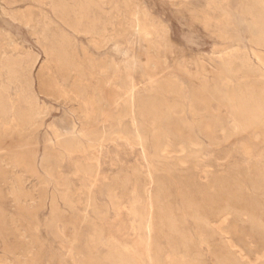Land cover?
I'll return each instance as SVG.
<instances>
[{
  "label": "rangeland",
  "instance_id": "1",
  "mask_svg": "<svg viewBox=\"0 0 264 264\" xmlns=\"http://www.w3.org/2000/svg\"><path fill=\"white\" fill-rule=\"evenodd\" d=\"M90 1L85 0V6L84 0H0V92L5 102L0 113V264H87V258L79 254L82 244L72 241L73 227L87 234L84 215L104 230L103 241L92 249V264H109L105 256L111 248L106 239L117 235L135 237L147 263L146 249L153 258L161 248L167 261L162 264H175L178 259L184 264H264V237L259 240L244 216L230 215L224 222L212 215L208 223L207 218H193L192 209L180 202V189H188L202 207L201 191L208 190L213 180L228 176L234 184H244L246 194L257 198L263 208L264 189L255 191L250 181L255 157H246L237 136L224 139L219 128L215 139L197 132L196 143L188 145L162 126V147L167 148L159 150L155 123L138 109L140 100L155 94L162 103H181L183 115L192 116L188 102L197 81L180 68L179 60L193 69L190 72L201 71L194 68L195 61L214 70L222 56L236 53L248 57L252 73L264 72L257 58L264 49L254 43L246 13L248 0ZM152 42L161 44L156 53L166 66L162 72L146 65ZM169 73L182 86L180 96L156 94L159 76ZM210 106L217 105L214 101L198 105L203 108L201 116H210L205 111ZM67 132L74 138L70 149L61 145ZM161 173L177 183L176 188L168 182L167 200L183 237L145 213L155 192L154 180ZM56 185L65 189L71 202H58L62 213L58 224L65 239L56 237L49 219L50 195L57 192ZM112 190L119 193L120 210L110 204ZM188 211L192 216L186 215ZM229 223L236 228L228 227ZM169 239L183 243L175 245Z\"/></svg>",
  "mask_w": 264,
  "mask_h": 264
},
{
  "label": "bare ground",
  "instance_id": "2",
  "mask_svg": "<svg viewBox=\"0 0 264 264\" xmlns=\"http://www.w3.org/2000/svg\"><path fill=\"white\" fill-rule=\"evenodd\" d=\"M248 2L249 3L247 5L246 13L250 16L249 23H250V26L254 32V35H255V42L254 43H256V45H258V47L260 46L264 49V0L262 2H260L259 0H248ZM84 5H85V0H84ZM84 5H82V6L84 7ZM63 6H65V5H63ZM72 6H74V5H72ZM79 8H80V5H79ZM83 9H81V11ZM62 12H63V10L61 11V13ZM71 13H72V11H71ZM86 17H87V14H86ZM77 19H79V18H77ZM136 19H137V17H136ZM86 20H88V19L86 18ZM79 21H80V19H79ZM91 22H93V19L91 20ZM94 22H95V20H94ZM133 22H134V20H133ZM63 33H65V31ZM65 34H67V33H65ZM55 41H57V40H55ZM149 41H151V40H149ZM57 43H59V41ZM152 43H153V45L148 48L150 55L146 60V65L151 70L153 69V70H156L158 72H162L166 68V66H163L162 62L159 60L158 53H156L157 49H159L161 44H158V42L157 43L152 42ZM179 46H180V44H179ZM178 47H175V49ZM182 49H180V50H182ZM181 52H183V51H181ZM186 52H187V50H186ZM251 52H252V49H251ZM244 53H246V52H244ZM253 54H255V53H253ZM181 55L182 54H180V56ZM239 55H237L236 53L235 54L232 53V54H227L225 56H222L220 58V61H221L220 64L216 65L214 70H207L204 67V65L199 63V61L198 62L195 61L194 62V65H195L194 68L195 67L196 68L201 67V71H194V72H190L189 70H191L192 68L189 69V67H187V65L183 61L179 60L178 65L180 66V68L182 70H184V72H186L189 77H191L192 79L197 81V85L195 87H193L194 89L190 92V98H189V102H188V110L192 115L190 118H188V116L183 115L184 108L181 106V103H179L177 101L174 103H166V101H165V103H162L161 101L155 99V96H154L155 94L152 95V97L149 96V99L145 100V101H142L139 98L140 102L138 104V109H139L141 116H143L148 122L155 123V127H156V133L154 134L155 141H156L155 146L159 150H161L163 148L162 146L164 143V142L162 143L161 132H160L162 126L165 127L166 129H169V131H172L173 133L177 134L179 137L183 138L188 145H192V144L196 143L197 132L202 134L203 136L209 138L210 140L215 139L217 128L222 130V132H223L222 136L224 139L229 138L230 136H237V139L239 140V141L237 140L239 143V147L241 148L242 152L246 155V157L247 156H248V158L250 156L255 157V162H254L255 165H252L255 167L253 168V170L250 174L251 177L248 176V174H247V176H248V178L250 177V181H251V184L253 186V189L255 191H257V190H260L262 188L264 189V72H263V70H259L255 74L252 73L251 72L252 68L250 67V63L248 62V60H249L248 57H240ZM6 56H7V54H6ZM188 56H189V54H188ZM255 56H256V54H255ZM257 58L261 62L262 66H264V54H257ZM180 59H181V57H180ZM171 61H172V59H171ZM168 62H169V60H168ZM133 63H134V61H133ZM171 63L168 66L171 67L172 66ZM176 63L174 62V64H176ZM165 65H167V64H165ZM17 66H19V65H17ZM61 66H62V64L60 65V67ZM256 67H258V66H256ZM209 71H211V74L208 73ZM159 79L161 81L159 83V86L156 88L157 89L156 94L157 93L166 94V95L171 94V95H176V96H180L182 94V86L177 83L176 75L169 73V74L159 76ZM6 83H7V81H6ZM154 83H155V80L152 81V84H154ZM145 85H147V84L145 83ZM141 86H142V84H141ZM145 99H147V97ZM132 101H133V98L131 97V99L129 100L130 106L133 105ZM212 101H214L216 103V105H217L216 108L214 109L211 106L207 107L205 109V111L210 112V116H201L203 108H198V105H205V104L211 103ZM31 102H33V101H31ZM162 104H164V108H162ZM194 104L197 106H194ZM4 110H5L4 97L2 96V93L0 92V113H3ZM104 110H106V109H104ZM140 114H139V116H140ZM142 121H143V119H142ZM90 126H92V124ZM152 128H153V126H152ZM151 130L153 132V129H151ZM142 133H144V132H142ZM150 133H151V131H150ZM165 133H163V134L167 135V132H165ZM66 134L68 136L62 141L61 145H63L66 149H70V148H72L74 138L72 137V132H67ZM77 134H79V133H77ZM151 136L152 135L150 134V138H151ZM242 138H243V141H240V139H242ZM163 139H164V137H163ZM142 140H143V138H142ZM150 140L152 141V139H150ZM58 142L59 141H57V143ZM103 143H104V141H103ZM169 144H170V141H169ZM55 145L57 146V144H55ZM61 145H60V148H61ZM142 148H143V146H142ZM164 148H167V147L165 146ZM164 148H163V150H165ZM146 150H147V148H146ZM167 152H169V151H167ZM60 154H61V152H60ZM36 161H37V159H36ZM90 162H92V161H90ZM162 163H164V161ZM95 164H97V163H95ZM88 167H90V166H88ZM165 167H167V165ZM48 168H50V167H48ZM45 170L47 172V169H45ZM90 172H92V171H90ZM164 172H166V171H164ZM48 173H51V172L48 171ZM44 174H46V173H44ZM95 174H97V172ZM154 174H155V172H154ZM148 175H147V178H148ZM170 176H172V175H170ZM247 176H246V178H247ZM126 177H128V176L126 175ZM112 179H113V177H112ZM169 181L170 182L174 181V179L172 177L171 178L166 177L163 174L158 175L155 178V180H154L155 192L153 195V199L150 200V203L145 205L146 209H147V210L145 209L146 210L145 213L148 214L151 218L157 217L159 219L160 223L162 225H164L168 229V231L176 233V234L180 233L179 235L182 236L183 233L181 234V232H183L184 230L182 231L180 226H179L180 224H178L179 223L178 218L174 213L175 210H173L172 204L170 203L171 201L169 202V200H167L170 196V192L168 191L169 187H167L168 186L167 184ZM123 182H125V181H123ZM149 182H151V181H149ZM171 183L174 184V186L177 188L176 182H171ZM200 183H202V182H200ZM203 184H205V183H203ZM207 185L208 186H206V187L208 188V190H206V191L202 190L201 191L202 204H203L202 207H201V203L199 204L196 201V199L192 197V195L195 192L193 193V191H192L193 194L191 195V193H189L190 191L188 192V189H186V190L180 189L181 190L180 194H182L181 195L182 200H180V202L183 201L182 205L184 204L186 209H189V208H190V210L192 209V211L194 212V213H192V214H194L193 218H197L198 220L200 218L201 219L207 218V222H208L209 216L211 217L213 215V216H219L220 218H222V221L225 222L226 220H228V217L230 215L233 218L238 217V216H244L245 217L244 221L248 224L247 226L254 232V234L259 238V240H263V237H264V207L262 208L260 206V202L258 203L259 200L257 201V198L254 199L253 197H251L252 196L251 194H250L251 196H249V194H246V192L244 190L245 188L243 186L244 184H242V183L234 184L232 177L227 176L224 178V176H223V178L221 177V178L215 179ZM188 187H190V186H188ZM132 189H133V187H132ZM56 190H57L56 193H53L50 195L51 200H50V206H49L50 210L49 211H50L51 218H49V219H50V222L52 223L53 230L55 232L56 237H59V239H65V235L63 234L62 229L59 227V224H58V222L60 220V216L62 214L60 211L58 202L60 199H62L63 201H65L67 203H70V204H71V202H69L70 200L68 199V196L66 195L64 188H61L60 185H56ZM66 190H67V188H66ZM194 190H196V189L194 188ZM196 191L198 192V190H196ZM109 192L107 191V193H109ZM197 192H196V194H197ZM126 193H127V191H126ZM67 194H69V193H67ZM93 197H94V194H92V193L89 194V201L88 202H90V203L93 202ZM135 198L136 197H134V199ZM142 198H145V197L143 196ZM108 199H110V204H111L112 208L114 207V208H117L118 210H120V207H121L120 197H119V193L117 191L112 190L109 193ZM199 199H201V198H199ZM260 199H261V197H260ZM62 200H60V201H62ZM145 201H147V200H145ZM231 202L234 203V206H232ZM67 203H64V205ZM178 210H179V208H178ZM184 211H186V210L184 209ZM93 212H94V210H93ZM185 213H186V215H188L187 213H189V211L185 212ZM233 213L236 214L237 216L232 215ZM192 214L191 215L189 214L188 216H192ZM96 215H98V214H96ZM193 218L191 217V219H193ZM85 222L88 226L87 234L85 235L79 227L78 228L73 227L74 229H72V231H73L72 241H73V244H75L77 242L82 244L83 250L80 251L79 254L82 255L85 259L87 258L86 259L87 264H92L91 262L93 260L92 261L90 260L92 249H94L98 243L103 241L104 230L100 227V225H98L94 221L93 218L91 221H88L86 215H84V223ZM155 223H156V221H155ZM157 225H158V223H157ZM181 226H183V225H181ZM228 227L235 229L236 224L235 223H233V224L229 223ZM165 233H167V232H165ZM187 234H188V232H187ZM187 234H185L184 236H186ZM161 235H163V234L161 233ZM174 236H175V234H174ZM176 236H178V235H176ZM198 237H200V236L198 235ZM203 237L205 238L206 236H203ZM160 238H162V237H160ZM160 238L158 237L159 240H160ZM186 239H188V236ZM169 240L171 241V239H169ZM198 240H200V239H198ZM203 240L205 241V239H203ZM106 241H108L109 247L111 248L110 252L105 256L107 261H109V264H162L163 262L166 261V260L164 261V259H166V258L163 259L164 256H163V252H162L161 248H159L158 252L156 253V256L153 258H151L152 256L149 255V248H147L146 249V257H147V259H149L148 260L149 263H147L145 261V259L141 256L140 252L138 251V245H137L138 243L135 241V237L128 239V238H123V236H121V237L120 236L119 237H112L111 236L110 238L106 239ZM176 241H177V239H176ZM176 241L174 240L171 242L175 245H177L178 243H180V244L183 243V241H180V240L177 243H176ZM194 241L195 240H192V242H194ZM156 242H157V240H156ZM167 242H169V241H167ZM171 242L168 244H171ZM207 244L209 245V242ZM166 245H167V243H166ZM156 246H158V245H156ZM226 246L227 245H225V247ZM181 247H182V245H181ZM172 249H173V247H172ZM174 250H172V251H174ZM228 252H230V251H228ZM186 253H189V252H186ZM227 253H225V254H227ZM221 255L223 256V253ZM171 258H172V255H171ZM187 260H185V261H187ZM188 263H189V261H188ZM194 263H195V261H194ZM197 263H198V261H197ZM219 263H220V261H219ZM224 263H225V261H224ZM172 264H173V262H172ZM175 264H184V263L181 259H178V261ZM220 264H222V263H220Z\"/></svg>",
  "mask_w": 264,
  "mask_h": 264
},
{
  "label": "crops",
  "instance_id": "3",
  "mask_svg": "<svg viewBox=\"0 0 264 264\" xmlns=\"http://www.w3.org/2000/svg\"><path fill=\"white\" fill-rule=\"evenodd\" d=\"M116 237H119V235H117ZM105 250V248H103V250L102 251H104Z\"/></svg>",
  "mask_w": 264,
  "mask_h": 264
}]
</instances>
